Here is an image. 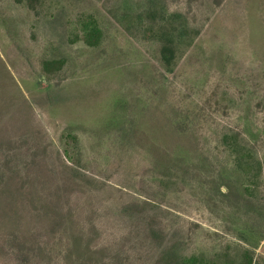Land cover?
<instances>
[{"label":"rangeland","instance_id":"374dc122","mask_svg":"<svg viewBox=\"0 0 264 264\" xmlns=\"http://www.w3.org/2000/svg\"><path fill=\"white\" fill-rule=\"evenodd\" d=\"M245 251L264 264V0H0V264Z\"/></svg>","mask_w":264,"mask_h":264},{"label":"trees","instance_id":"16d2710c","mask_svg":"<svg viewBox=\"0 0 264 264\" xmlns=\"http://www.w3.org/2000/svg\"><path fill=\"white\" fill-rule=\"evenodd\" d=\"M76 31H78L77 33L81 34L84 42L89 46L95 45L101 34L96 21L90 15H84L80 19H77ZM186 33L187 32H180L178 36L182 37L186 35ZM169 44H173V40L170 39ZM164 52H167V54H164L163 57L165 62L160 65L166 72H171L176 63V60L173 61V59H175L174 52L171 49H164ZM252 262L253 258L248 254V252L245 251L242 260L238 264H252Z\"/></svg>","mask_w":264,"mask_h":264}]
</instances>
